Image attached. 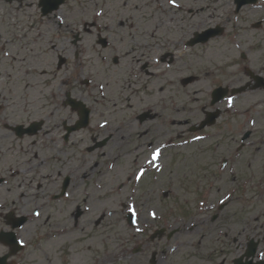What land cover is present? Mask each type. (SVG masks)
Here are the masks:
<instances>
[{"label":"rangeland","instance_id":"obj_1","mask_svg":"<svg viewBox=\"0 0 264 264\" xmlns=\"http://www.w3.org/2000/svg\"><path fill=\"white\" fill-rule=\"evenodd\" d=\"M96 2L104 4L103 21L113 28L110 34L83 27L95 20ZM3 10L11 8L0 4ZM234 12L233 0H175V5L171 0H67L55 15L52 40L35 47L43 54L35 56V74L29 80H19L14 65L0 66V126L45 122L42 134L29 140L31 157L19 156L16 138L5 133L7 181L0 197L8 203L6 212L27 214L30 221L18 233L26 248L9 264H150L153 254L155 264H233L251 238L261 240L259 252L264 253V146L258 154L254 147L237 153L244 129L256 130L259 145L264 141V92L242 96L234 108L217 105L229 113L212 128L189 132L211 111L212 88L226 85L235 74L234 64L243 63L242 54L248 58L246 65L264 66V25L253 28L264 22V0L238 15ZM6 16L0 13V26H6ZM57 17L63 18L62 28ZM218 26L226 30L220 38L185 46L194 33ZM78 33L82 40L75 46ZM103 37L111 43L108 50L98 45ZM142 48L145 78H132ZM164 56L166 62L175 58L174 64L162 63ZM60 58L65 60L61 68ZM192 76L195 82L181 84ZM67 92L85 102L93 115L90 129L73 133L65 147L63 124L78 120L63 107ZM144 112L151 118L140 123ZM108 137L104 148L89 152L95 141ZM51 147L57 151L51 153ZM157 148L160 157L150 163ZM224 157L232 163L223 172ZM253 162L252 170L261 174L245 178L251 182L246 193H234L244 180L236 171L247 170ZM40 163L49 183L59 174V181L71 178L72 196L36 216L15 192L13 171ZM141 171L143 176L136 179ZM52 191L58 193L59 187L55 184ZM221 201L229 205L220 212ZM131 212L137 216L134 229L126 221ZM162 228L168 230L164 237L151 242L150 236ZM0 229L11 230L3 224ZM8 252L0 243V256Z\"/></svg>","mask_w":264,"mask_h":264},{"label":"flooded vegetation","instance_id":"obj_2","mask_svg":"<svg viewBox=\"0 0 264 264\" xmlns=\"http://www.w3.org/2000/svg\"><path fill=\"white\" fill-rule=\"evenodd\" d=\"M0 4L6 5L11 8V10L8 11H1L0 13H5L8 15L6 18L4 17V20H6L8 17L11 18V21H9V24L7 23V26L3 27L0 26V66L3 65H14L15 68H18V74H20L19 80L27 81L30 76H33L35 74V67L37 63H34V61L37 59L35 56L39 54L40 56L43 54V50H40L39 53L36 52L35 47L44 40L51 41L52 35H53V29H52V23L54 22V14L50 12L53 8V3L51 1H43V0H0ZM95 7L101 9L100 2L95 3ZM32 10V13L26 12V10ZM33 9H35V13L33 14ZM162 10V9H161ZM12 12V14L10 13ZM105 14V11L103 12V15ZM102 19H104V16L98 18L93 24H95L94 27H86L85 30L95 29L97 24H102ZM8 20V19H7ZM36 20V21H35ZM13 22V23H12ZM123 20H120L119 23H123ZM6 23V21H5ZM37 23V27H36ZM7 27V28H6ZM62 28V25L59 26ZM98 33L104 32L105 34H110V32L113 31L112 27H105L96 28ZM107 30V31H106ZM109 31V32H108ZM51 43V42H50ZM52 46V43H51ZM14 49H17V52L14 51ZM140 60L138 61V64L140 66L136 65L137 70L135 72H132V75H130L132 78L134 75H137L138 78H145V51L142 48L141 54H140ZM6 60L9 61V64H4L3 62H6ZM243 61V60H242ZM247 60H244L243 63H235V74L229 78V80L225 83L226 85H223V87L229 92V91H237V90H245L242 96H246L255 93L264 92V66L261 65L263 68H257V67H248L246 66ZM119 64V60L117 61L116 66ZM7 79H11L10 72H7ZM254 74V75H253ZM1 76V75H0ZM131 84V83H129ZM127 84V85H129ZM228 101V100H227ZM0 111H2V108H0ZM228 111H224V114H227ZM259 113V112H258ZM45 125V123H44ZM65 123L63 124V126ZM44 127V126H43ZM9 127L5 124H2L0 126V190L3 189L6 185V179L7 176H5V154H6V138L7 135L6 130ZM10 129H8L9 131ZM43 129L37 135H28L24 137H20V135L17 134V132H13L10 130V132L14 135L16 138V147H17V154L21 156L22 158H26L28 156H33V151L31 149V145L29 140L36 138L42 134ZM27 135V134H26ZM256 133H252L251 138L249 139L250 147L255 148V153L259 150H262L261 147L264 146L263 140L261 141L262 145L258 144V140L255 139L253 136H255ZM29 138V139H28ZM70 139L65 140L64 136L62 139V142L64 143V146L69 143ZM20 142L24 143L22 146ZM34 146V145H33ZM63 146V147H64ZM66 147V146H65ZM245 147V146H244ZM242 148V150H247L248 147ZM49 148V147H48ZM47 148V150H48ZM52 147L50 148V150ZM56 149H52L51 153L56 152ZM251 157V155H249ZM53 158H56L55 155L52 154ZM229 162V161H228ZM264 163V160H262ZM31 164V162H26V164ZM254 168V162L253 165L250 163L247 164V170L242 171H236V177L240 179L248 178L252 179L256 177V175L261 174L259 171L252 170ZM37 172H39L36 176V179L32 183L33 175H35ZM14 175H16L15 181H16V189L15 192L19 194V197L21 200H25V205L28 207H35L38 209H49L53 207V202L55 200V197L58 196L62 192L63 184L66 179H69V187L67 189V192H70V186H71V178L69 176H64L62 179H60V174L56 176V179H54L51 183L48 182V175L46 172V169L43 166V163H40L38 167H29V168H22L20 166L16 167V170L13 171ZM10 172V174H13ZM264 175V170H263ZM3 180V181H2ZM59 185H58V181ZM242 181V184L245 183V181ZM56 184V187H59V191L56 194H53V188ZM242 188H248L245 186H242ZM256 189V188H255ZM76 190H79V187H77ZM39 191H42V195H39ZM48 200V205L43 204V200ZM0 224L6 223V202L1 199L0 197ZM51 205V206H49ZM254 239V238H251ZM259 247L261 245V240H258ZM261 253L259 257L256 259V263L263 262L264 263V253L258 252V254Z\"/></svg>","mask_w":264,"mask_h":264},{"label":"water","instance_id":"obj_3","mask_svg":"<svg viewBox=\"0 0 264 264\" xmlns=\"http://www.w3.org/2000/svg\"><path fill=\"white\" fill-rule=\"evenodd\" d=\"M236 1H237V4H238V9H240L244 5L256 3L257 0H236ZM217 34H218V31H209V32H205V33H203L201 35L197 34L196 35L197 39L195 40V43L196 42H198V43L199 42L206 43L211 36H215ZM222 97H223L222 90H218V91L215 92L214 98H215L216 101L221 100ZM70 104L73 105V107H75V108H81L82 110H80V111H82V113H85V114L87 113V111H85V108H84V106L81 105V103H76L75 101H70ZM214 119L212 120V123H214L213 122ZM86 123H87V121L85 122V124ZM81 127H86V126H78V127L74 128V130L80 129ZM204 127L205 126H202V128H204ZM254 254H255V246H251L249 248V251L247 252L246 257L247 258L253 257ZM4 261H5V259H0V264H5ZM241 261H242V259L236 261L235 264H242ZM245 264H253V263L252 262H247Z\"/></svg>","mask_w":264,"mask_h":264},{"label":"snow or ice","instance_id":"obj_4","mask_svg":"<svg viewBox=\"0 0 264 264\" xmlns=\"http://www.w3.org/2000/svg\"><path fill=\"white\" fill-rule=\"evenodd\" d=\"M171 3H173L175 5V0H171ZM57 20L60 22V24L62 25L63 24V18L62 17H57ZM238 47V46H237ZM101 87H103V85H101ZM232 103H233V98L230 96L228 98V106L231 107L232 106ZM198 139H203V137H198ZM160 157V149L157 148L156 151L152 154V160L149 161L150 163L151 162H154L156 161L158 158ZM158 167V166H157ZM143 175V171H141L140 175H137L136 179H140V176ZM225 199H228V197H225ZM221 203H224V201H221ZM131 211H135L134 209H130ZM35 215L39 216V212L35 213ZM153 215V218H155V213H152ZM137 231H140L139 228L136 229ZM20 243L22 244L23 241H20Z\"/></svg>","mask_w":264,"mask_h":264}]
</instances>
